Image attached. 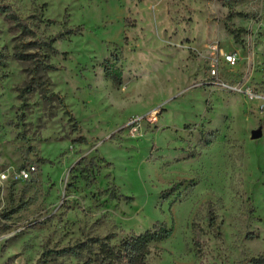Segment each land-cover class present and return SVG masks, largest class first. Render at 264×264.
Returning <instances> with one entry per match:
<instances>
[{
    "label": "rangeland",
    "instance_id": "1",
    "mask_svg": "<svg viewBox=\"0 0 264 264\" xmlns=\"http://www.w3.org/2000/svg\"><path fill=\"white\" fill-rule=\"evenodd\" d=\"M0 1L76 31L45 101L0 14V264H92L80 243L160 223L148 264L264 255V0Z\"/></svg>",
    "mask_w": 264,
    "mask_h": 264
},
{
    "label": "trees",
    "instance_id": "2",
    "mask_svg": "<svg viewBox=\"0 0 264 264\" xmlns=\"http://www.w3.org/2000/svg\"><path fill=\"white\" fill-rule=\"evenodd\" d=\"M0 14L17 32L12 48L13 57L22 64L29 75L21 91H39L42 98L48 101L51 96L47 94L48 79L45 73L56 70L48 61L51 55L56 54L53 43L76 31L70 29L53 37H47L40 32V24L44 23L42 12L33 13L24 19L11 5L2 1H0ZM47 24L51 23L47 21ZM58 101L61 104L59 98ZM124 200L129 201V198ZM199 233L200 230L196 231V237ZM170 234L171 230L164 223H160L138 236L123 240L118 246H111L109 238L106 237L91 238L77 247L88 253V262L92 264H148L146 260L148 246L166 240ZM250 264H264V255L252 258Z\"/></svg>",
    "mask_w": 264,
    "mask_h": 264
},
{
    "label": "built area",
    "instance_id": "3",
    "mask_svg": "<svg viewBox=\"0 0 264 264\" xmlns=\"http://www.w3.org/2000/svg\"><path fill=\"white\" fill-rule=\"evenodd\" d=\"M222 59H223L224 63L231 65V66L235 65L237 62V58H236L235 54H233V53L222 54ZM211 74H213V75L215 74L214 69L211 70ZM33 170H34V168L32 166L27 167L25 169H22L19 172V178L20 179H27ZM3 177H4V175H3Z\"/></svg>",
    "mask_w": 264,
    "mask_h": 264
},
{
    "label": "water",
    "instance_id": "4",
    "mask_svg": "<svg viewBox=\"0 0 264 264\" xmlns=\"http://www.w3.org/2000/svg\"><path fill=\"white\" fill-rule=\"evenodd\" d=\"M254 138H256V137H258L259 136V134L258 133H254Z\"/></svg>",
    "mask_w": 264,
    "mask_h": 264
}]
</instances>
